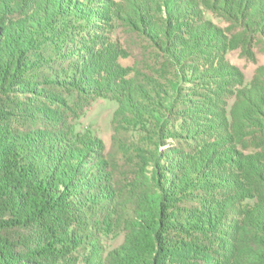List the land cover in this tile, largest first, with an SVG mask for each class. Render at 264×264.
<instances>
[{
	"label": "rangeland",
	"instance_id": "obj_1",
	"mask_svg": "<svg viewBox=\"0 0 264 264\" xmlns=\"http://www.w3.org/2000/svg\"><path fill=\"white\" fill-rule=\"evenodd\" d=\"M2 1L10 8L2 16L0 32L15 27L12 34L19 39L26 21L39 17L42 22V14L57 10L58 1L59 11L67 13L68 6L66 0H0V4ZM78 1L85 6L89 1L87 8L94 7L97 14L89 12L70 20L61 14V24L51 18L43 22L53 33L44 37L59 40L64 56L58 61L47 48H38V63L51 57L50 66L31 69L30 77L37 78L30 84L33 89L37 87L36 91L21 87L9 93L0 91V127L13 131L38 127L46 134L51 132L54 137L50 138L62 141L59 146L73 152L90 146L85 152L91 155L89 161L106 169L98 174L110 175L113 188L128 192L133 199L147 178L160 175L159 179L168 180V176H176L167 169L177 164V159L187 155L220 158V168L199 166L197 172L210 183L197 177L201 184L195 189L205 195L206 188L211 187L227 206L245 209L250 199L244 198L243 189L254 188L257 168L264 171V0ZM164 27L171 39H166ZM75 55L83 57L78 60L75 81L81 79L82 72L83 82L66 86L62 79L54 80L55 73L71 69ZM22 79L23 75H16L19 83ZM134 89L138 90L139 103L147 101V107L154 106L155 100L170 98L173 107L187 112L172 108L176 118L167 122L165 133L157 135L158 126L164 122L162 111L166 115L167 110L154 108L156 115L136 122L126 112L127 95ZM14 101H30L43 109L44 115L35 122L28 121L25 114L14 110ZM201 123L210 128L202 129ZM192 130H198L192 133L194 141L179 136ZM203 144L213 146H205L207 155L197 154V145ZM152 159H161L159 167H153ZM218 173L230 182L221 184ZM234 194L240 198L236 195L229 203L228 195ZM197 201L200 198L184 202L193 215L195 209H202ZM226 213V226L217 225V236L207 232L193 235V240L207 241L214 264H235L234 257L240 252L237 236L228 237L232 224ZM102 228L107 246L121 243L119 227L103 222Z\"/></svg>",
	"mask_w": 264,
	"mask_h": 264
},
{
	"label": "trees",
	"instance_id": "obj_2",
	"mask_svg": "<svg viewBox=\"0 0 264 264\" xmlns=\"http://www.w3.org/2000/svg\"><path fill=\"white\" fill-rule=\"evenodd\" d=\"M2 2L0 27L2 16L10 8ZM58 4L61 1H58L57 10L53 13L42 14V22L39 17L26 21L20 39L16 33L12 34L15 27L9 32L1 30L0 91L9 93L14 87L16 90L21 87L23 91H36L37 87L33 89L30 84L33 78H37L30 77L31 69L49 67L51 60V57H47L45 63H38L40 53L36 51L40 46L47 48L58 61L62 60L64 51L59 46L60 41H53L43 35L53 34L47 31L50 28L43 24L44 21L51 18L52 21L56 20L55 23L61 24L59 18L62 15L70 20L89 15V12L97 14L94 7L87 8V5L78 0L64 1L68 5L67 13L59 11ZM60 28L61 26L56 27ZM164 31L166 39L173 37L167 28L164 27ZM82 58L80 55L72 57L76 63H70L69 70L55 73L54 80L62 79L61 82L66 86L70 85L69 82L81 84L84 79L82 72L81 79H75L80 68L78 60ZM82 62L81 66H84L85 61ZM59 64L56 66L60 67ZM16 75H23L24 79L19 83ZM138 96V90H132L127 95L126 105V112L136 122L142 123L150 114L156 115L154 108L167 110L166 115L162 111L164 122L158 126L157 135L166 132L167 122L176 118L174 112H187V109L178 110L173 107L170 98L168 101L166 98L162 101L155 100L156 106L147 107V101L141 99L142 102L139 103ZM180 96L179 94L178 97ZM41 100L37 98L38 102ZM12 106L19 114H25V119L31 122L44 115L43 109L30 101H14ZM148 109L151 111L147 112ZM200 125L205 130L210 128L205 123ZM31 126L34 125L28 127ZM197 131L181 132L179 136L182 135L183 140L191 142L195 140L192 133ZM50 135L54 137L51 132ZM50 135L38 127L27 131L0 127V264H214L207 241L193 240V235L207 232L217 236L214 231L217 225L226 226L223 215L227 211L231 229L239 224L234 228L235 231L230 229L228 234L231 239L232 236H237V245L240 247V252L234 257L235 264H264L262 168H257L258 173L254 174V188L245 186L243 189L244 198L250 199V203L241 211L233 205L227 206L225 200L218 199L211 187L206 188L208 193L205 195L195 189L196 185L201 184L199 179L196 180L197 177L206 184L210 183L209 178L197 172L199 166L208 170L220 168V163H223L220 158L203 159L187 155L184 159H177V164L171 165L167 172L175 171L174 174L178 177L168 176L166 180L163 172L161 177L165 180L159 179L160 175L147 178L133 199L128 192L121 193L113 188L110 175L98 174L106 169L89 161L91 155L85 152L90 151V146L84 148V151L65 150L58 144L62 141L50 138ZM186 136L188 137L185 138ZM205 146L213 147L197 145V154L207 155ZM161 162V159L150 161L153 167H159ZM216 176L221 184L230 182L220 173ZM236 195H228V202L233 203L232 199ZM196 198H200L197 202H200L202 209H195L196 213L193 215L188 211L190 208L184 206V202H192ZM103 222L119 227L123 234L119 245L110 247L104 243Z\"/></svg>",
	"mask_w": 264,
	"mask_h": 264
}]
</instances>
